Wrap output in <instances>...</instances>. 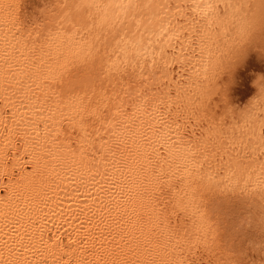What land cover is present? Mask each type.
I'll list each match as a JSON object with an SVG mask.
<instances>
[{
    "label": "bare ground",
    "instance_id": "obj_1",
    "mask_svg": "<svg viewBox=\"0 0 264 264\" xmlns=\"http://www.w3.org/2000/svg\"><path fill=\"white\" fill-rule=\"evenodd\" d=\"M32 1L0 0L18 264H264V0Z\"/></svg>",
    "mask_w": 264,
    "mask_h": 264
},
{
    "label": "rangeland",
    "instance_id": "obj_2",
    "mask_svg": "<svg viewBox=\"0 0 264 264\" xmlns=\"http://www.w3.org/2000/svg\"><path fill=\"white\" fill-rule=\"evenodd\" d=\"M39 1H40V0H33L32 3H33V4H37ZM32 8H33V6L30 5V6L27 8V11L30 12V11L32 10ZM252 62H253L252 65H254V64H256V63L259 64L257 61H256V62L252 61ZM252 65H251V67H252ZM244 76L247 77L246 75H244ZM31 224H33L32 221H31ZM31 224H30V222H29V224H28V230H25L27 226H26L25 229H24L23 226H24L25 224L20 225V224H17L16 222H15V225L12 226V227H14V229H13L12 227H11L12 229H11L10 227H8V228L11 230V232H12V230L14 231V232H12V233H17V234H15V235H18V237H19V236H20L19 234H22V232H23V235H24L25 233L27 234V232L30 233L32 230H34V229L31 228V227H34V224H33V226H31ZM29 225H30L31 227H30ZM10 226H11V225H10ZM21 226H22L23 228H21ZM16 227H17V229H16ZM19 227L21 228V229H20L21 231L19 230ZM8 228H6V229L8 230ZM30 229H32V230H30ZM17 230H19V231H17ZM22 230H23V231H22ZM15 231H17V232H15ZM25 231H26V232H25ZM19 232H20V233H19ZM31 233L33 234L34 231H32ZM31 233H30V235H32ZM26 234H25V235H26ZM21 236H22V235H21ZM21 236L19 237V239H18L17 236H15V237H12L13 239L10 238L11 240H7V239H6V240H4L3 242H2V240L0 241V244L2 243V245H3V246L0 245V253H1V258H0V259H3V261H4V260H6V258H8V256H9L10 258H11V257H14V258L16 257L17 259L15 258V260H14V258H11V261H10L11 263L9 262V259H10V258H8L7 261L9 262V264H18L17 261H18L21 257H24L22 253L26 250V248H24V246H23V245L25 244V243H24V242H25V241H24L25 239H21V238H22ZM23 237H24V236H23ZM30 237H31V236H30ZM28 238H29V237H28ZM14 239H15V240H14ZM32 239H33V238H32ZM22 240H23V241H22ZM29 240H30V241L28 242L29 244L26 243L25 245L28 244L29 246H33L34 243H30V242H34V241H33V240L31 241V239H29ZM13 241H14V242H13ZM10 242H11V243H10ZM3 243H4V244H3ZM14 243H15V244H14ZM17 243H18V244H17ZM19 243H20V244H19ZM13 245H14V246H13ZM19 245H21V246H19ZM2 247H3V248H2ZM5 247H6L8 250L10 249L9 252H8V250H7ZM9 247H10V248H9ZM13 247H14V248H13ZM4 248H5V250H1V249H4ZM16 248H17V249H16ZM22 250H23V251H22ZM1 251H2V252H1ZM3 251H5V252H3ZM6 251H7V252H6ZM11 251H12V252H11ZM20 251H21L22 253H21ZM30 251H32V250H30ZM15 252H16V253H15ZM3 253H5V254H3ZM7 253H8V254H7ZM24 253H25V252H24ZM2 254H3V256H2ZM12 254H13V255H12ZM16 254H18V256H17ZM21 254H22V255H21ZM6 255H7V257H6ZM14 255H15V256H14ZM29 255H30V254H29ZM19 257H20V258H19ZM29 258H30V260L33 259V257H32V258H31V257H28V259H29ZM12 259H13V261H12ZM1 262H2V261H1ZM1 262H0V264H2ZM8 262H7V264H8ZM13 262H14V263H13ZM44 264H45V263H44Z\"/></svg>",
    "mask_w": 264,
    "mask_h": 264
},
{
    "label": "snow or ice",
    "instance_id": "obj_3",
    "mask_svg": "<svg viewBox=\"0 0 264 264\" xmlns=\"http://www.w3.org/2000/svg\"><path fill=\"white\" fill-rule=\"evenodd\" d=\"M209 7H211V5H209Z\"/></svg>",
    "mask_w": 264,
    "mask_h": 264
}]
</instances>
